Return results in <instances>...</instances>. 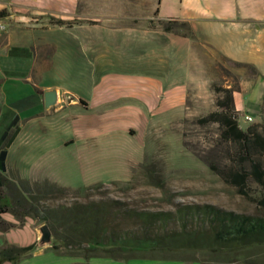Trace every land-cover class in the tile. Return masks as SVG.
Instances as JSON below:
<instances>
[{"label": "crops", "instance_id": "crops-1", "mask_svg": "<svg viewBox=\"0 0 264 264\" xmlns=\"http://www.w3.org/2000/svg\"><path fill=\"white\" fill-rule=\"evenodd\" d=\"M0 11L7 25L0 37V172L30 182H52L43 171L65 153L76 166H89L132 148L137 135V150L144 151L148 133L186 107L195 45L233 65L264 66V0H0ZM165 20L184 23L187 35L148 27ZM180 54L183 76L174 80L167 64ZM259 80L233 93L238 115L259 106ZM51 89L58 103L45 108L43 93ZM28 222L31 239L17 247L38 237V225ZM44 251L11 264H47ZM50 258L57 264L144 261Z\"/></svg>", "mask_w": 264, "mask_h": 264}, {"label": "rangeland", "instance_id": "rangeland-1", "mask_svg": "<svg viewBox=\"0 0 264 264\" xmlns=\"http://www.w3.org/2000/svg\"><path fill=\"white\" fill-rule=\"evenodd\" d=\"M172 27L187 34L181 22ZM183 59L184 55L180 54L174 62L167 64L169 70H173L174 80L183 76V69L179 67ZM257 72L260 80L257 74L252 76L247 69L236 68L206 48L195 45L191 53L186 107L171 122L159 125L148 133L144 151L137 150L142 142L137 135L132 140L133 147L118 153L116 157L106 156L92 165L76 166L71 161L73 156L69 152L60 157L59 165L46 168L43 174L61 187L82 189L88 186L86 194L92 200L109 196L123 200L136 209L173 211L178 204H209L236 213L264 215V147H248L244 151L230 141L221 139L217 123L203 122L210 113L218 110L216 103L222 98L220 89L237 86L239 91L243 82L257 84L259 80L262 86L258 107L247 105V94L242 95L247 105L244 112L251 117V122L244 120L243 113L236 114V121L241 130L256 126L255 133L264 141V66H260ZM252 163L258 164L261 177L257 179L247 175L242 184L235 185L232 174L249 173ZM95 184L108 187L97 188ZM1 191L4 198L0 201L9 205L7 194ZM70 195L78 196H67ZM4 218V221L9 222L6 218L11 219V216L5 215ZM34 221L36 225L40 224ZM32 233L31 222L20 228L0 232V248L6 245H24L31 239ZM47 249L42 250L44 256L48 257L44 260L47 264H57L55 258H50L55 253L76 261H85L82 251H69L64 247ZM139 256L147 258H138L144 260L142 262L134 260L119 264H152L148 261L168 264H223L236 260L239 262L247 257L264 264V246L252 247L236 254L161 251ZM1 264L11 262L3 261Z\"/></svg>", "mask_w": 264, "mask_h": 264}, {"label": "trees", "instance_id": "trees-1", "mask_svg": "<svg viewBox=\"0 0 264 264\" xmlns=\"http://www.w3.org/2000/svg\"><path fill=\"white\" fill-rule=\"evenodd\" d=\"M5 15V11H0V18ZM175 23V20L155 21L148 27L160 28L165 33L174 32L172 26ZM54 24L71 25L61 21H54ZM181 24L186 31L189 30L184 23ZM186 35L182 33V36ZM51 52L52 49L48 48L47 59ZM234 66L256 75L255 68L248 64L235 63ZM237 91V86L220 89L222 98L216 103L218 110L210 113L203 122L217 123L221 139L244 151L248 147L263 149L264 141L255 133L256 126L244 130L238 127L232 102V95ZM247 175L259 179L262 174L258 164L252 163L249 173H233L232 182L240 185ZM95 187L106 189L108 186L95 184ZM1 190L7 194L10 204L0 201V232L20 228L27 219H34L47 224L53 238L59 241L50 247L51 250L64 247L69 251H82L85 260L106 258L124 262L147 258L140 254L161 251L236 254L264 246V215L236 213L209 204H178L173 211L136 209L109 196L92 200L86 194L87 187L70 189L47 180L30 182L19 178L15 172H0V200L4 198ZM5 215H10L12 221H4L2 217ZM31 248L32 245L1 247L0 264L26 257ZM223 264L261 263L247 257Z\"/></svg>", "mask_w": 264, "mask_h": 264}, {"label": "water", "instance_id": "water-1", "mask_svg": "<svg viewBox=\"0 0 264 264\" xmlns=\"http://www.w3.org/2000/svg\"><path fill=\"white\" fill-rule=\"evenodd\" d=\"M58 103V95L55 90H47L43 93V105L45 108H50ZM38 237L35 243L32 245L31 250L26 254L30 255L32 253L45 250L54 245L59 244V241L53 238L52 233L45 223H40L36 228Z\"/></svg>", "mask_w": 264, "mask_h": 264}, {"label": "built area", "instance_id": "built-area-1", "mask_svg": "<svg viewBox=\"0 0 264 264\" xmlns=\"http://www.w3.org/2000/svg\"><path fill=\"white\" fill-rule=\"evenodd\" d=\"M6 29H7L6 23L0 20V37L5 33ZM243 118L247 122H251L252 120L249 115H244Z\"/></svg>", "mask_w": 264, "mask_h": 264}]
</instances>
